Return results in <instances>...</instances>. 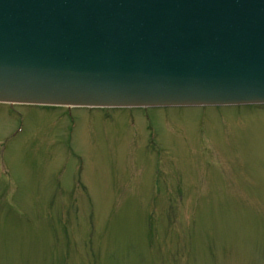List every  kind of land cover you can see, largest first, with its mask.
I'll use <instances>...</instances> for the list:
<instances>
[{"label": "rangeland", "instance_id": "1", "mask_svg": "<svg viewBox=\"0 0 264 264\" xmlns=\"http://www.w3.org/2000/svg\"><path fill=\"white\" fill-rule=\"evenodd\" d=\"M0 264H264V107L0 105Z\"/></svg>", "mask_w": 264, "mask_h": 264}, {"label": "water", "instance_id": "2", "mask_svg": "<svg viewBox=\"0 0 264 264\" xmlns=\"http://www.w3.org/2000/svg\"><path fill=\"white\" fill-rule=\"evenodd\" d=\"M0 102L264 103V0H0Z\"/></svg>", "mask_w": 264, "mask_h": 264}, {"label": "bare ground", "instance_id": "3", "mask_svg": "<svg viewBox=\"0 0 264 264\" xmlns=\"http://www.w3.org/2000/svg\"><path fill=\"white\" fill-rule=\"evenodd\" d=\"M1 124H2L3 126H4V125L7 126L8 122H7V121H4V122H2Z\"/></svg>", "mask_w": 264, "mask_h": 264}]
</instances>
